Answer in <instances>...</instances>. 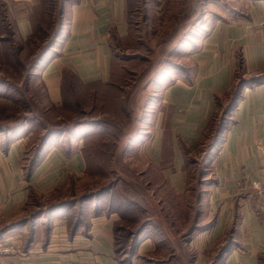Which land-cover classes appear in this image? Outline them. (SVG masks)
Instances as JSON below:
<instances>
[{"label":"crops","instance_id":"1","mask_svg":"<svg viewBox=\"0 0 264 264\" xmlns=\"http://www.w3.org/2000/svg\"><path fill=\"white\" fill-rule=\"evenodd\" d=\"M62 1L67 18L30 76L55 107L62 104L65 72L83 84L110 80L111 40L129 32L127 0ZM219 1L214 12L206 5L203 14L208 16L197 17L195 26L182 36L179 55L192 67L162 87L152 105L150 132L142 140L158 175L167 177L176 192L186 186L184 155L192 157L209 138V126L227 104L236 76L264 75V0ZM39 3L0 0L8 21V26L2 25L0 18V53L5 29L24 41L35 33ZM31 134L29 122L0 132V229L15 225L0 237L14 250L0 264H138L116 255L120 217L115 211L77 217L61 210L46 218L44 227L28 229L24 210L35 189L44 190L60 168L75 172L83 162L79 150L71 149L67 159L51 139L30 168L23 160ZM260 146H264V81L240 91L217 142L206 152L211 179L203 182L198 200L202 228L190 236L196 264H208L206 256L222 241L218 264H264V194H256L252 186V182L264 185ZM152 247L151 240L144 239L136 255Z\"/></svg>","mask_w":264,"mask_h":264},{"label":"rangeland","instance_id":"2","mask_svg":"<svg viewBox=\"0 0 264 264\" xmlns=\"http://www.w3.org/2000/svg\"><path fill=\"white\" fill-rule=\"evenodd\" d=\"M149 1L127 0L128 35L111 40V83L76 86L75 94L68 89L62 104L55 107L47 103L40 83L30 79V67L67 14L62 0H40L39 22L32 38L17 40L6 33L14 43L5 44L0 53V89L4 92L0 96V130L29 122L32 134L24 163L30 162L49 130H65L63 137L71 144L65 140L56 148L67 159L70 146L81 155L84 152L82 166L75 172L60 168L44 190L35 189L24 210L27 217H37L39 211L61 201L106 193L126 207L115 233L120 258L128 259L129 249L135 247L136 253L142 240L149 239L152 249L132 257L138 264H196L197 252L189 237L202 228L198 200L203 182L211 179L206 151L221 112L214 115L217 119L209 126V138L192 157L184 155L186 186L181 192L170 189L168 178L158 175L159 168L148 158L142 140L150 132L152 105L162 87L170 77L192 67L179 55L182 36L195 26L197 17L208 16L203 14L206 5L214 12L220 1L210 0L206 5L203 0ZM261 161L264 168L262 156ZM45 216L39 215L28 229L44 227ZM141 225L144 230L136 235ZM224 243L206 256L208 264H218Z\"/></svg>","mask_w":264,"mask_h":264},{"label":"trees","instance_id":"3","mask_svg":"<svg viewBox=\"0 0 264 264\" xmlns=\"http://www.w3.org/2000/svg\"><path fill=\"white\" fill-rule=\"evenodd\" d=\"M0 18H1V22L2 25L4 24L5 26H8V21L6 19V13L3 10V8L0 7ZM60 21V20H59ZM60 24V22H59ZM9 32L11 37V31L10 29H5V38L2 40L3 44H8L11 43L13 44L14 42L11 41V39L8 37V35H6V33ZM60 33V25H58V30L55 33V35L53 36V38L49 41L45 43V48L44 50H42L41 54L38 55V57L36 59H38L37 61H34V64L30 67V71H32L33 68H36L39 61L41 60L42 56L44 55V53L46 52L47 48L51 47V45L53 44L54 40L59 36ZM35 35V33L33 35H30L27 39L32 38ZM13 38V37H12ZM43 49V48H42ZM113 61V59H112ZM111 71H112V64H111ZM32 75V73H30ZM264 81V75L261 76H257V77H250V78H242L240 75L236 76V79L229 91V93L227 94V99H226V103L220 113V117L218 119L216 128L214 130V133L212 135L211 141L209 143V145L207 146V151L208 149H210L212 147V145L214 146V143L217 142L219 135H220V131L223 128V125L225 124V121L227 120V117L229 116L231 110L234 108L239 96H240V91L247 85H254L255 83H259ZM111 83V78L107 83H101V82H94V83H90V84H83L82 82H80V80L72 73L69 72H65L63 74V78H62V102H63V98L67 95V90L69 89V91H73V93H77V89L78 87H88V86H92L95 84H107L109 85ZM78 86V87H76ZM4 96V95H3ZM65 99V98H64ZM218 105H220L219 102H217ZM25 124V123H24ZM23 124L21 123V125L15 123V124H11L8 125L7 127L4 126L3 130L1 129L0 132H4L6 130H8V128H15L17 126H22ZM65 130L61 129L59 131L56 132L55 131H51L49 130L42 138V140L38 143V146L35 150V152L33 153V157L29 158V166L30 168H32L35 163H37L38 160V156L40 154V152L42 151L43 147L51 140L53 139L54 142L56 144L62 145L64 141L66 140V142H68V144H71V140H69L68 138H64ZM74 134V133H73ZM52 140V141H53ZM71 146L67 149L68 154L71 153ZM206 151V152H207ZM84 152H82V158L84 159L85 157L83 156ZM26 159V157L24 158ZM130 203H128L129 205ZM87 208V209H86ZM45 211H39V213L36 215L37 217L41 214H45L47 220L49 219V217L52 214L58 213L61 210H66L68 211V214L73 216L76 215L77 217H89L91 215H95V214H101V213H108L111 211H115L118 213L120 220L123 216V214H125V210L126 207H124L122 204H120L119 202L116 201V203L111 199V197H109V195H107L106 193H98V197L94 198L93 195L90 196H86V197H81L76 201H61L60 203L57 204H53L48 206L47 208L44 209ZM37 217H32L30 219V217H28L27 221H29V224L31 225V223L34 221V219H36ZM34 223V222H33ZM147 224V223H145ZM15 225H7L4 226L3 228L0 229V237H2L6 232H8L9 230H11L12 228H14ZM144 226V225H143ZM120 227V222L118 223V225L115 228V233L117 232V229ZM144 230V227H142V225L136 229V235H140L142 233V231ZM33 233V232H32ZM190 238V237H189ZM2 241V240H0ZM115 242H116V238H115ZM115 249H116V255L120 260H123V262H129L132 261V257L135 256V247L133 249H129V253L128 255H130V257L128 259H123L119 257V253L122 250H119L117 243H115ZM222 252V251H221ZM222 257V253L220 254V257L218 258L217 262L219 261V259Z\"/></svg>","mask_w":264,"mask_h":264},{"label":"built area","instance_id":"4","mask_svg":"<svg viewBox=\"0 0 264 264\" xmlns=\"http://www.w3.org/2000/svg\"><path fill=\"white\" fill-rule=\"evenodd\" d=\"M259 149H260V154L262 156V160H263V164H264V146H260ZM253 185L255 186V188H257V193L259 195L264 194V186H262L258 182H254ZM13 251L14 250L12 249V247L9 244H7L5 241H0V259L12 254Z\"/></svg>","mask_w":264,"mask_h":264}]
</instances>
